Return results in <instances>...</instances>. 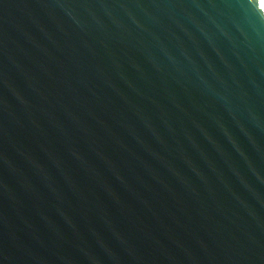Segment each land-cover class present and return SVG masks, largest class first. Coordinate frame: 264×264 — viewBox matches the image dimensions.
Returning <instances> with one entry per match:
<instances>
[{
    "label": "water",
    "instance_id": "95a60500",
    "mask_svg": "<svg viewBox=\"0 0 264 264\" xmlns=\"http://www.w3.org/2000/svg\"><path fill=\"white\" fill-rule=\"evenodd\" d=\"M0 264H264V0H0Z\"/></svg>",
    "mask_w": 264,
    "mask_h": 264
}]
</instances>
